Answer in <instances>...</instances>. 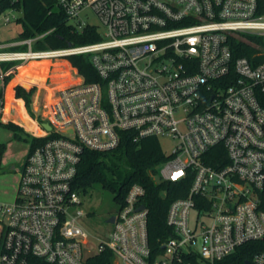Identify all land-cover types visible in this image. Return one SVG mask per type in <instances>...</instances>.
<instances>
[{
	"label": "built area",
	"instance_id": "2783aa9c",
	"mask_svg": "<svg viewBox=\"0 0 264 264\" xmlns=\"http://www.w3.org/2000/svg\"><path fill=\"white\" fill-rule=\"evenodd\" d=\"M8 1L13 7L0 8V27L24 17L18 0ZM58 5L77 32L96 27L101 39L37 48L50 31L0 42V118L7 78L33 63L82 56L98 81L87 82L71 66L74 79L65 77L69 83L60 87L48 76L33 101L37 142L16 170L14 200L0 203V264H89L104 252L112 264H264V0ZM91 12L100 25L86 21ZM234 42L248 45L251 57H236ZM126 131L135 139H176L156 181L191 179L188 195L168 209L172 233L158 253L149 241L143 186L129 188L96 251L82 222L86 213L77 208L82 199L73 183L84 152L112 150ZM257 241L262 249L251 259L235 257Z\"/></svg>",
	"mask_w": 264,
	"mask_h": 264
},
{
	"label": "trees",
	"instance_id": "16d2710c",
	"mask_svg": "<svg viewBox=\"0 0 264 264\" xmlns=\"http://www.w3.org/2000/svg\"><path fill=\"white\" fill-rule=\"evenodd\" d=\"M0 6L1 10L13 7L8 0H0ZM15 7L24 10V17L18 20L23 26L22 38H31L51 31L38 44L37 48L60 49L94 43L101 39L100 32L96 27H87L84 31L77 32L59 7L58 0H18ZM234 46L237 48L236 57H251L253 50L248 45L234 42ZM68 62L86 77L87 82L98 81V76L88 59L75 56L68 58ZM64 64L68 67L67 62ZM45 78L44 71L40 70L34 74L25 68L20 70V74L10 84L11 78H7L6 83L9 86L6 104L21 106L33 117L32 99L35 88L27 91L23 87L17 86L15 99L13 98V88L19 81L25 83L26 86L36 84L42 86L44 83L41 81H44ZM3 97L4 92L0 91V99ZM6 116L16 119L9 113ZM2 126L21 137L20 133L23 132L21 125L7 121ZM30 138L32 147H34L37 140ZM170 158L164 153L157 137L135 139L133 132L126 131L122 133L121 143L118 147L109 151L87 150L84 152L73 188L80 195L94 192L97 189L107 191L118 206L116 211L111 214L114 216L125 205L129 188L134 184L143 186L147 192L144 202L149 210V241L153 252L158 253L162 241L172 233V229L167 225L168 209L173 201L186 197L191 186V179L180 183H158L156 181L159 168ZM209 164L213 165L214 163L209 162ZM1 168L2 157L0 156ZM261 245L262 243L258 241L247 243L237 250L235 257L239 261L251 259L256 252L262 249ZM112 261V253L104 252L90 258L88 263L112 264Z\"/></svg>",
	"mask_w": 264,
	"mask_h": 264
},
{
	"label": "rangeland",
	"instance_id": "374dc122",
	"mask_svg": "<svg viewBox=\"0 0 264 264\" xmlns=\"http://www.w3.org/2000/svg\"><path fill=\"white\" fill-rule=\"evenodd\" d=\"M15 18H20L21 14H15ZM87 22L100 25L97 16L94 13H90L89 18L86 19ZM23 31V26L18 21H13L8 25L0 27V42H12L16 41L21 37ZM60 60V62L45 61L42 63H33L25 70L32 72L34 74L38 73L40 70L46 73V78L41 83L48 82V76H51L53 82L57 85L59 80H64L63 78H75V75L71 69V65L68 67L64 64L65 61ZM78 70V69H77ZM79 71V70H78ZM20 74L17 72L15 76L11 78L9 84ZM29 78H32L29 76ZM25 84L23 82H18ZM15 85V86H16ZM33 85L26 86L27 90L31 91ZM16 88V87H15ZM35 88V93L33 95V101H35L36 96H40ZM16 92V89H15ZM16 95V93H15ZM7 98V90L5 92V102ZM11 108V107H10ZM9 108V114L13 115L16 119H8L6 113L1 116L3 122L12 121L18 125H21L23 132H21V137L15 136L11 130L5 127H0V156L2 157V168L0 169V203H10L14 200L16 195L18 174L16 171H11L10 167L15 165L17 168L20 167L21 162L27 156L32 142L31 133L35 130L34 116L32 117L29 112L25 113L21 106H15L11 109ZM32 110H38V105L32 102ZM30 117V118H29ZM0 118V120H1ZM50 127H47L49 129ZM161 147L165 154L170 155L176 146V139L161 137L160 138ZM82 205L77 207L83 209L86 213L82 219L83 224L91 234V239L93 243V250L96 251V246L98 245V239H105L109 237V233L112 230V224L107 223V218L111 216L112 213L116 211L118 206L113 200L111 194L102 189H97L94 192L88 194H81Z\"/></svg>",
	"mask_w": 264,
	"mask_h": 264
},
{
	"label": "crops",
	"instance_id": "0c3cea01",
	"mask_svg": "<svg viewBox=\"0 0 264 264\" xmlns=\"http://www.w3.org/2000/svg\"><path fill=\"white\" fill-rule=\"evenodd\" d=\"M64 80H59L60 81V83L58 84L60 87H63V86H65V85H67L69 82H68V80L66 79V78H63ZM8 86H9V84H8ZM33 86H37L38 88H37V92L40 94H42V91H43V89H42V87H43V85L42 86H40V85H33ZM33 86H32V89H34L33 88ZM15 87H17V85L16 86H14V88H13V92H14V95H13V98L15 99ZM8 88V87H7ZM28 91V90H27ZM33 100V99H32ZM39 101V96H36L35 97V101ZM6 101H7V98H6ZM33 102V101H32ZM7 103V102H6ZM5 109H6V104H5ZM25 111V113L27 114V111L26 110H24ZM4 114H5V111H4ZM4 114L2 115V116H4ZM7 117V116H6ZM8 119H12L11 117H7ZM30 118V117H29ZM0 121H2V118H1V120ZM4 123V122H3ZM0 127H2V125L0 124ZM4 127V126H3ZM7 129V128H6ZM12 131V130H11ZM13 132V131H12ZM14 134H15V132H13ZM16 136V135H15Z\"/></svg>",
	"mask_w": 264,
	"mask_h": 264
},
{
	"label": "water",
	"instance_id": "95a60500",
	"mask_svg": "<svg viewBox=\"0 0 264 264\" xmlns=\"http://www.w3.org/2000/svg\"><path fill=\"white\" fill-rule=\"evenodd\" d=\"M19 86H21V87H23L24 89L27 90V87H26L25 84H19ZM31 90H32V88H31ZM29 91H30V90H29ZM43 127H44L45 129H47V127H50V126L47 125V124H44ZM38 133H41V131H38ZM143 209H144V207L142 206V207H140L139 210H143ZM115 219H116L115 215H114V216H111V217L107 220V223H109V224H113V223L115 222ZM246 264H248V262H247Z\"/></svg>",
	"mask_w": 264,
	"mask_h": 264
},
{
	"label": "bare ground",
	"instance_id": "6f19581e",
	"mask_svg": "<svg viewBox=\"0 0 264 264\" xmlns=\"http://www.w3.org/2000/svg\"><path fill=\"white\" fill-rule=\"evenodd\" d=\"M15 107V105H11V104H6V109H5V113L8 114L9 113V108ZM10 108V109H11Z\"/></svg>",
	"mask_w": 264,
	"mask_h": 264
},
{
	"label": "flooded vegetation",
	"instance_id": "af4514ba",
	"mask_svg": "<svg viewBox=\"0 0 264 264\" xmlns=\"http://www.w3.org/2000/svg\"><path fill=\"white\" fill-rule=\"evenodd\" d=\"M11 171H16L17 170V166L13 165L10 167ZM110 218V217H109ZM109 218H107L106 220H108Z\"/></svg>",
	"mask_w": 264,
	"mask_h": 264
}]
</instances>
